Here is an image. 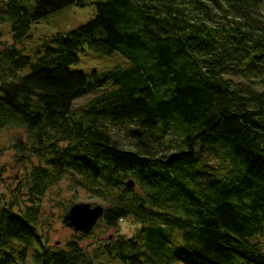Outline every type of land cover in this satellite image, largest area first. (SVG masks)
Listing matches in <instances>:
<instances>
[{
    "label": "trees",
    "instance_id": "trees-1",
    "mask_svg": "<svg viewBox=\"0 0 264 264\" xmlns=\"http://www.w3.org/2000/svg\"><path fill=\"white\" fill-rule=\"evenodd\" d=\"M90 1L95 17L45 40L36 61L17 48L32 26ZM263 5L0 0L14 40L0 50V131L21 130L16 147L38 160L24 210L0 206V264H95L81 241L50 250L38 232L37 203L69 172L108 203L98 227L142 225L104 244L123 264H264ZM86 47L132 67L72 71Z\"/></svg>",
    "mask_w": 264,
    "mask_h": 264
},
{
    "label": "rangeland",
    "instance_id": "rangeland-1",
    "mask_svg": "<svg viewBox=\"0 0 264 264\" xmlns=\"http://www.w3.org/2000/svg\"><path fill=\"white\" fill-rule=\"evenodd\" d=\"M95 15L96 8L91 1L84 7L70 6L32 26L29 38L17 44V48L23 54L31 56L33 61H36L38 52H40L45 40L57 33H67L82 26L91 21ZM0 31L2 32L0 50L13 46L11 24L0 25ZM79 58V62L71 66V70L83 72L88 76H93L94 73L101 76L115 68L128 69L132 67V62L120 53L106 54L99 49L88 47L80 53ZM28 71L24 73L26 74ZM234 81L239 80L235 79ZM100 93L101 91L96 95ZM93 98L95 95L81 98L75 102L74 107L78 109ZM112 130L121 136L125 146L129 144L127 137L129 129L127 127H113ZM20 137H23V132L16 127L5 128L0 131V206H9L10 203L16 204L18 202L19 206H15V211L18 213L24 210V205L29 199V174L38 164L35 157L28 158L29 155L24 149L16 147L17 139ZM76 204L101 205L105 209L109 206L103 199L79 185L72 173H66L65 177L57 185L51 187L46 196L37 203L41 213L38 232L45 246H48L50 250H59L64 249L69 241H81V247L95 264H123L121 261L105 255V252L102 254L104 244L121 236L134 238L139 234L142 225L131 218L120 222L115 228H107L104 223H100L101 226H96L87 237L81 238L80 234H75L71 228L66 227L63 223L64 216ZM260 244L264 247L263 239H261ZM31 253L32 250H30V255ZM26 264L33 263L31 259H28Z\"/></svg>",
    "mask_w": 264,
    "mask_h": 264
},
{
    "label": "water",
    "instance_id": "water-1",
    "mask_svg": "<svg viewBox=\"0 0 264 264\" xmlns=\"http://www.w3.org/2000/svg\"><path fill=\"white\" fill-rule=\"evenodd\" d=\"M127 186L131 189L135 187L133 180L128 181ZM105 208L101 205L76 204L71 207L64 216L63 223L71 228L75 234H90L104 217Z\"/></svg>",
    "mask_w": 264,
    "mask_h": 264
}]
</instances>
